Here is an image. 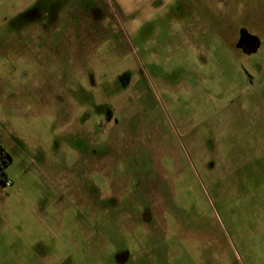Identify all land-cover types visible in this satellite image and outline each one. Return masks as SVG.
<instances>
[{"label":"rangeland","instance_id":"rangeland-1","mask_svg":"<svg viewBox=\"0 0 264 264\" xmlns=\"http://www.w3.org/2000/svg\"><path fill=\"white\" fill-rule=\"evenodd\" d=\"M0 145V264H264V0H0Z\"/></svg>","mask_w":264,"mask_h":264},{"label":"water","instance_id":"water-1","mask_svg":"<svg viewBox=\"0 0 264 264\" xmlns=\"http://www.w3.org/2000/svg\"><path fill=\"white\" fill-rule=\"evenodd\" d=\"M260 41L257 36L250 34L246 29L240 28L238 30V38L234 45L236 49L241 50L242 52L247 51L248 53L255 52L259 47ZM126 258L125 253H121L117 256L118 262H123Z\"/></svg>","mask_w":264,"mask_h":264},{"label":"flooded vegetation","instance_id":"flooded-vegetation-1","mask_svg":"<svg viewBox=\"0 0 264 264\" xmlns=\"http://www.w3.org/2000/svg\"><path fill=\"white\" fill-rule=\"evenodd\" d=\"M28 26L32 27V29L34 31H31V34L29 36V38H36L39 33H43L44 29H45V22L47 20V16L46 14L43 15H38L36 12L34 11H30L28 12ZM37 35V36H36ZM241 51V50H240ZM245 54H251L248 53L247 51L243 52ZM254 53V52H252ZM4 157L6 158V152L4 151V149L2 148V146L0 145V167L3 165L2 162H7ZM7 159V158H6ZM8 182H5V184H7Z\"/></svg>","mask_w":264,"mask_h":264},{"label":"trees","instance_id":"trees-1","mask_svg":"<svg viewBox=\"0 0 264 264\" xmlns=\"http://www.w3.org/2000/svg\"><path fill=\"white\" fill-rule=\"evenodd\" d=\"M6 158H7V162H9V161H10V157H9L7 154H6ZM7 162H2L3 165L0 167V173H1V174H3V166H4ZM4 183H5V181H4Z\"/></svg>","mask_w":264,"mask_h":264}]
</instances>
